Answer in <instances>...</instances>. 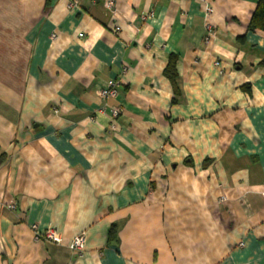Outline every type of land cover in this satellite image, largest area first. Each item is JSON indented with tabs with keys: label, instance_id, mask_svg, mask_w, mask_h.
Wrapping results in <instances>:
<instances>
[{
	"label": "crops",
	"instance_id": "crops-1",
	"mask_svg": "<svg viewBox=\"0 0 264 264\" xmlns=\"http://www.w3.org/2000/svg\"><path fill=\"white\" fill-rule=\"evenodd\" d=\"M257 3L0 0V264H264Z\"/></svg>",
	"mask_w": 264,
	"mask_h": 264
},
{
	"label": "built area",
	"instance_id": "built-area-1",
	"mask_svg": "<svg viewBox=\"0 0 264 264\" xmlns=\"http://www.w3.org/2000/svg\"><path fill=\"white\" fill-rule=\"evenodd\" d=\"M108 7H112V2L108 1L107 3ZM212 8L210 6L205 7V12L206 15L211 13ZM209 27V23L206 24V28ZM117 30V28H115ZM116 94V82L114 80H109L107 82L106 87L102 88L99 91V95L101 98H105L108 96H114ZM112 117L114 118L118 114V109L113 108L111 111ZM263 196H264V191H263ZM223 198V197H222ZM9 208H13V205H9ZM32 230L34 231L35 238H43L55 243H60L61 242V236L58 233V231L54 228H47L43 231H39L36 227L35 224L31 225ZM84 242H85V234L84 232H81L70 240L68 243V247L70 250L75 251V252H81L83 247H84Z\"/></svg>",
	"mask_w": 264,
	"mask_h": 264
},
{
	"label": "trees",
	"instance_id": "trees-1",
	"mask_svg": "<svg viewBox=\"0 0 264 264\" xmlns=\"http://www.w3.org/2000/svg\"><path fill=\"white\" fill-rule=\"evenodd\" d=\"M248 28L251 30L254 28L264 29L263 0H258L257 6H256L255 10L253 11L252 16L250 18ZM176 61H177V56L170 54L168 57L167 64L163 70V74L169 79L175 94L178 93L176 85H175V77H176L175 64H176ZM204 164H206V162H204ZM109 234H112V230H110Z\"/></svg>",
	"mask_w": 264,
	"mask_h": 264
}]
</instances>
